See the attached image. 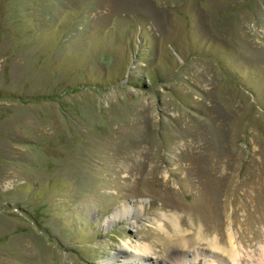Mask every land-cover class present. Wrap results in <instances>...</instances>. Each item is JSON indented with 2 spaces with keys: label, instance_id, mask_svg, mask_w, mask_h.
Listing matches in <instances>:
<instances>
[{
  "label": "rangeland",
  "instance_id": "1",
  "mask_svg": "<svg viewBox=\"0 0 264 264\" xmlns=\"http://www.w3.org/2000/svg\"><path fill=\"white\" fill-rule=\"evenodd\" d=\"M229 234L264 246V0H0V264Z\"/></svg>",
  "mask_w": 264,
  "mask_h": 264
},
{
  "label": "bare ground",
  "instance_id": "2",
  "mask_svg": "<svg viewBox=\"0 0 264 264\" xmlns=\"http://www.w3.org/2000/svg\"><path fill=\"white\" fill-rule=\"evenodd\" d=\"M126 205L120 206L119 208H117L109 217L108 219L111 220H116V219H121L123 217L122 214L126 213V209H128L127 207H125ZM172 220V225L173 227H177L176 223H174L173 221H175L174 218L171 219ZM177 237H181V239H183V237L180 235V230H175ZM199 236V235H198ZM197 236V237H198ZM187 238V237H186ZM201 242V239L195 238V240L192 243L187 242L186 240H182L181 241V247L179 246V251L180 249H188L194 246H198ZM236 243V239L235 236H233V234H229L228 236V244L227 246H221L220 244L217 243V239H211L209 241H207V245L209 247V252L211 253H215L217 252L219 255L218 258V263L219 264H229V263H234V264H241L242 260L240 259L239 253H238V249H237V245ZM129 245V244H128ZM187 245V246H186ZM258 250V254L255 257H248L250 264H264V246L263 247H255ZM134 250L136 251V255L135 256V260H137V264H146L145 262V258L149 256V254H153L154 252L147 246V245H136L134 246ZM179 251H177L176 253H179ZM208 251V249H207ZM217 256V254H215ZM151 256V255H150ZM133 257V256H132ZM163 261H166L167 264H176L177 262V258H176V254L173 255H167V256H162ZM229 262V263H228ZM128 264V263H127Z\"/></svg>",
  "mask_w": 264,
  "mask_h": 264
}]
</instances>
